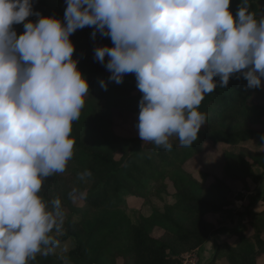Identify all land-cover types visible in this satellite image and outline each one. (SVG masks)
Listing matches in <instances>:
<instances>
[{"label": "clouds", "instance_id": "obj_1", "mask_svg": "<svg viewBox=\"0 0 264 264\" xmlns=\"http://www.w3.org/2000/svg\"><path fill=\"white\" fill-rule=\"evenodd\" d=\"M65 3L62 22L34 11V0H0V264H30L59 244L61 201L49 207L39 193L73 157L72 124L89 93L73 59L76 30L89 26L93 37L111 38L114 46L95 48V59L117 84L135 74L143 94L139 137L169 151L171 137L181 146L198 139L205 94L227 88L233 76L247 89L264 88V15L258 20L248 0L235 16L231 0ZM19 24L25 31L17 35ZM100 85L107 90L104 80Z\"/></svg>", "mask_w": 264, "mask_h": 264}, {"label": "trees", "instance_id": "obj_2", "mask_svg": "<svg viewBox=\"0 0 264 264\" xmlns=\"http://www.w3.org/2000/svg\"><path fill=\"white\" fill-rule=\"evenodd\" d=\"M240 3L231 0L233 16ZM248 4L253 7V0ZM34 11L64 20L65 12L48 0H34ZM28 19L35 22L38 18ZM13 28L17 35L25 31L23 24ZM70 40L75 48L73 59L78 60L89 93L79 119L72 124L73 157L63 173L45 179L39 195L49 207L59 198L67 210L56 239L58 245L68 244L71 249L65 259H56L50 252L37 254L30 264H181V255L194 250L200 260L199 249L223 232L222 224L232 220L238 196L234 187H246L253 164L264 173V90L247 89L245 79L233 76L227 88L205 94L198 111L207 119L198 139L191 146H181L177 137H171L169 151L139 137L124 139L114 133L112 114L128 113L138 119L143 94L130 73L120 84L108 79L111 72L95 59L89 32L78 29ZM101 80L107 90L101 87ZM253 138H258V151L247 147ZM218 144L245 148L237 154L226 149L224 166L210 181H199L185 170L192 159L209 154ZM86 170L91 175L81 179ZM123 195L143 199V208L134 219ZM150 198L157 205L149 203ZM208 214L218 217L220 230L206 219ZM242 215L245 223L234 231V239L217 245L207 264L219 260L264 264V208H249ZM154 231L161 234L156 236Z\"/></svg>", "mask_w": 264, "mask_h": 264}, {"label": "rangeland", "instance_id": "obj_3", "mask_svg": "<svg viewBox=\"0 0 264 264\" xmlns=\"http://www.w3.org/2000/svg\"><path fill=\"white\" fill-rule=\"evenodd\" d=\"M48 3H50L56 9L63 11V12H65L66 7H67L65 0H48ZM252 6L253 7L250 8V11L255 13L256 18L259 20V18L262 15H264V0H253ZM83 30L91 34L92 41H93L95 48L104 47V46H108V47L114 46L110 37H103L98 32L96 36L93 37L92 36V33L94 31L93 27L85 26L82 29V31ZM105 59H109V57L106 56ZM130 74L134 77V80L137 83L135 74L134 73H130ZM262 84H264V80H262ZM262 89L264 90V88ZM112 121L114 124V133L120 138L128 139V138L139 137L138 129L136 128L138 119L135 116L132 117L128 113H123V114L113 113ZM257 142H258V138L250 139L248 141L247 147L250 148L251 150L258 151ZM243 148L245 147H243V145L241 144H239V146H236V147H230L227 145L218 144L215 147L210 148L209 154L202 156V157H197V158L192 159L185 166V170L189 173L193 172V176L197 178L199 181H203L205 178H207L210 181L212 179V176H215V177L219 176L220 170L224 166L223 153L226 151V149H228L232 153L237 154ZM252 171H253V175L247 179L246 187H243L241 184H238L237 186L234 187V190L236 193H238L237 194L238 196H237L236 201L233 202L234 206L232 209L241 211L242 212L241 215L244 214L245 211L249 208H256L258 210L264 208V204L261 203V196L264 194V173L261 169H259L256 166V164L252 165ZM64 183L68 184L67 181H65ZM60 191H62V188L60 189ZM123 196L126 197L125 195ZM164 198L167 199L166 197ZM150 199H149V203H151L152 205H154L153 203H155L157 205V201L155 198H152L151 200ZM126 200L128 202V207H129L128 211L134 213V214L130 213L131 217L134 219L136 216L135 213H137V210L138 209L140 210L143 208V206L141 207L143 199H138V197L136 199L132 197H128V198L126 197ZM169 201L171 200L169 199ZM63 210L65 212V217H66L68 215L66 214L67 210L66 209H63ZM242 216L237 215L236 217H234L233 223H232L233 226H237V228L240 227L241 222L243 220ZM206 219L213 226H215L214 228L216 229L220 228L218 217L212 214H208L206 216ZM227 223L228 222L222 224L220 229H223V232H220L219 234L225 233L227 228H225L224 225ZM153 234H155L156 236H159L161 233L158 231H154ZM222 241H228L224 235L220 237V240L218 242L221 243ZM215 246L216 244L214 245V248ZM214 248H213V251H214ZM70 249L71 247L68 244L66 245L61 244L54 248V250L51 252V255L56 259L61 260V258L63 257L65 259L66 252H68ZM213 251L208 255V257H206V259L204 260L200 259L201 260L200 264H207L209 261H211L210 259L212 258ZM221 258L222 257H220V259ZM216 264H225V261L219 260L217 261Z\"/></svg>", "mask_w": 264, "mask_h": 264}, {"label": "crops", "instance_id": "obj_4", "mask_svg": "<svg viewBox=\"0 0 264 264\" xmlns=\"http://www.w3.org/2000/svg\"><path fill=\"white\" fill-rule=\"evenodd\" d=\"M234 211H235V213H234V215L232 217V220L224 225L225 228H227L225 233L224 234H217V235H214V236L210 237L207 240V242L199 249V255H200V259L201 260H204V259H206V257H208V255L213 251V248H214L215 244H216V246L217 245H221V243H223V242H231L234 239V237H233L234 231L238 230V228H237V226H233V224H232L233 223V219L237 215L242 216V215H240V213H242L241 211L235 210V209H234ZM242 219L243 220H242L241 224L245 223V216H242ZM222 235H224L227 238L228 241H222L221 243H219L218 241L220 240V237ZM214 250H215V248H214ZM213 253H214V251H213ZM212 256H213V254H212Z\"/></svg>", "mask_w": 264, "mask_h": 264}, {"label": "built area", "instance_id": "obj_5", "mask_svg": "<svg viewBox=\"0 0 264 264\" xmlns=\"http://www.w3.org/2000/svg\"><path fill=\"white\" fill-rule=\"evenodd\" d=\"M180 261H181V264H199L200 263L198 253L195 250L193 252H189V253H185L181 255Z\"/></svg>", "mask_w": 264, "mask_h": 264}]
</instances>
